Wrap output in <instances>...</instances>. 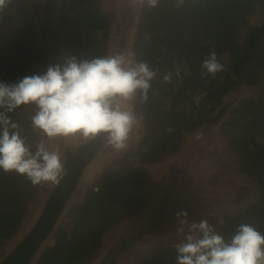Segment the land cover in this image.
Returning a JSON list of instances; mask_svg holds the SVG:
<instances>
[{
  "label": "trees",
  "instance_id": "16d2710c",
  "mask_svg": "<svg viewBox=\"0 0 264 264\" xmlns=\"http://www.w3.org/2000/svg\"><path fill=\"white\" fill-rule=\"evenodd\" d=\"M115 1L8 0L0 9V82L43 74L68 57L91 60L122 53V25L120 33H113ZM40 4L47 5L44 20ZM127 19L132 22V16ZM240 20L247 28L238 35L234 30ZM210 51L223 65L215 77L201 70ZM130 58L156 72L147 98L137 90L131 99L141 120L135 148L106 165L68 209V199L82 192L84 170L108 143L104 134L62 145L58 184L33 185L24 175L0 169V251L5 250L0 264H116L124 250L143 241L157 224L131 231L94 262L108 233L153 197L148 166L174 158L191 135L215 125L230 150L229 165L250 181L233 195L239 204L225 209L214 228L226 241L241 224L264 235V0H183L180 5L159 0L154 8L145 0ZM242 89L249 91L233 95ZM36 110L24 105L9 114L33 152L41 139L48 147L47 138L31 125ZM130 157L135 160L128 161ZM45 191L41 211L19 235L31 206ZM175 246L155 243L141 264H177Z\"/></svg>",
  "mask_w": 264,
  "mask_h": 264
},
{
  "label": "clouds",
  "instance_id": "9594fccd",
  "mask_svg": "<svg viewBox=\"0 0 264 264\" xmlns=\"http://www.w3.org/2000/svg\"><path fill=\"white\" fill-rule=\"evenodd\" d=\"M7 2L0 0V9ZM146 2L154 8L159 0ZM201 70L212 77L223 70L215 51L202 60ZM155 75L147 63L115 53L91 60L68 57L63 64L48 66L43 74L0 82V169L24 175L33 185L58 184L61 179L60 150H49L41 139L33 152L11 119L9 114L24 105H35L31 125L46 138L79 134L87 139L104 134L115 149H126L136 117L121 101L131 100L137 90L146 99ZM188 216L187 210L176 213L181 225L189 223ZM175 248L177 264H264V235L250 224L239 225L226 241L207 219L192 222L184 242Z\"/></svg>",
  "mask_w": 264,
  "mask_h": 264
},
{
  "label": "rangeland",
  "instance_id": "374dc122",
  "mask_svg": "<svg viewBox=\"0 0 264 264\" xmlns=\"http://www.w3.org/2000/svg\"><path fill=\"white\" fill-rule=\"evenodd\" d=\"M115 2L113 7L117 13V18L113 26V33L114 35L120 33L119 25H122L121 38L124 39L125 46H123L121 52L131 57L137 23L145 0H116ZM44 5L40 4L38 12L42 20H44L43 16L48 10L46 9L47 5H45L46 8ZM131 16L132 22L130 23L127 18ZM235 25L234 31L238 35L245 33L246 21L240 20ZM110 50L113 52L114 47L112 46ZM248 91L242 89L234 92L233 95H240ZM250 91L253 92L254 89L251 90L250 88ZM121 106L125 109H131L134 113L131 100L121 101ZM134 115L136 120L126 141L127 148L117 150L109 142L106 143L103 153L84 170L79 186L82 192L78 191L68 199L67 209L81 199L83 192L91 184L96 183L97 176L106 165L120 160L125 156V153L133 151L140 136L141 124L138 116L135 113ZM82 139L85 138L79 134L68 137L47 138L48 149L58 148L62 157L61 150L64 149L62 145ZM230 158L231 153L227 143L220 134L219 126L215 125L209 128L205 127L191 135L184 148L174 158L148 166L150 173L153 175L150 187L153 191V197L150 199L149 204L142 208L138 214L128 217L120 226L108 233L104 240V246L97 253L94 262L120 238L127 237L126 235H130L128 233L131 231L132 233L134 231L138 232L153 222H157V224L154 227L151 226L144 240L124 250L117 258L116 264H141V258L155 243L167 242L177 245L184 242V236L188 233L192 222L198 223L202 219H207L209 224L214 227L225 209L239 204L233 201V195L239 187L250 181L248 177L240 174L232 164L229 165V161L232 163ZM134 160L135 157L128 159V161ZM50 183L47 182V185ZM46 193L47 191L42 192L38 197L39 199L31 206L29 219L19 235L29 229L34 221L33 219L41 211L47 198ZM166 198H169V202H165ZM181 210H187L189 214L188 224H179L176 213ZM61 220H58L59 225ZM160 226L162 228L158 230ZM180 228H183V232L179 231ZM60 231H62V228L58 230V232ZM194 235L198 236L199 234L194 233ZM55 243L56 238L50 241V245ZM4 251H0V256L3 255Z\"/></svg>",
  "mask_w": 264,
  "mask_h": 264
},
{
  "label": "crops",
  "instance_id": "0c3cea01",
  "mask_svg": "<svg viewBox=\"0 0 264 264\" xmlns=\"http://www.w3.org/2000/svg\"><path fill=\"white\" fill-rule=\"evenodd\" d=\"M38 255H39V254H37V257H36V259L34 258V260H37V258H38ZM34 260H33V261H34Z\"/></svg>",
  "mask_w": 264,
  "mask_h": 264
}]
</instances>
